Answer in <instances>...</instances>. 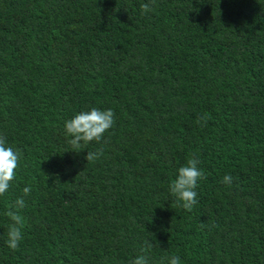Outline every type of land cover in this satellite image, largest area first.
Listing matches in <instances>:
<instances>
[{
    "label": "trees",
    "instance_id": "16d2710c",
    "mask_svg": "<svg viewBox=\"0 0 264 264\" xmlns=\"http://www.w3.org/2000/svg\"><path fill=\"white\" fill-rule=\"evenodd\" d=\"M149 2L0 0V136L22 154L0 264H264V0ZM92 108L115 123L77 153L64 122ZM194 156L188 211L169 185Z\"/></svg>",
    "mask_w": 264,
    "mask_h": 264
},
{
    "label": "clouds",
    "instance_id": "9594fccd",
    "mask_svg": "<svg viewBox=\"0 0 264 264\" xmlns=\"http://www.w3.org/2000/svg\"><path fill=\"white\" fill-rule=\"evenodd\" d=\"M155 0H150L149 3L141 5L142 11L147 13L151 11V4ZM114 112L112 109L101 110L92 108L86 112H79L72 118L64 122L66 134L71 137L69 143L72 146V151L80 152L84 150L83 146L91 142H100L105 132L113 127L115 123ZM210 116L207 114L198 119L201 126H205ZM102 151L87 152L85 159L87 162H95L102 156ZM19 150H14L6 144V138L0 136V196L5 195L11 187L12 181L16 177V170L21 159ZM200 161L195 156L188 159L187 163L177 169L175 178L169 185V193L175 197L180 207L191 211L194 205L197 204L198 182L204 178L203 171L198 167ZM222 182L226 185H231L233 178L231 175H225ZM23 196L18 197L14 204H11L5 212V215L10 219L11 223L7 233V246L9 249L16 250L20 241L23 239L24 219L20 214L21 209L25 207L24 196L31 193V187L26 186L22 189ZM159 207V206H158ZM144 249H141V253ZM131 264H148V257L145 254L137 255L132 259ZM167 264H181L179 256L167 258Z\"/></svg>",
    "mask_w": 264,
    "mask_h": 264
}]
</instances>
